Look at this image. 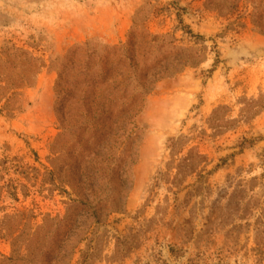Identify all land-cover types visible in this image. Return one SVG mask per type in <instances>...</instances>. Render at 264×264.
Instances as JSON below:
<instances>
[{
    "label": "rangeland",
    "instance_id": "obj_1",
    "mask_svg": "<svg viewBox=\"0 0 264 264\" xmlns=\"http://www.w3.org/2000/svg\"><path fill=\"white\" fill-rule=\"evenodd\" d=\"M0 264H264V0H0Z\"/></svg>",
    "mask_w": 264,
    "mask_h": 264
},
{
    "label": "trees",
    "instance_id": "obj_2",
    "mask_svg": "<svg viewBox=\"0 0 264 264\" xmlns=\"http://www.w3.org/2000/svg\"><path fill=\"white\" fill-rule=\"evenodd\" d=\"M133 45L134 41L132 31L126 46H106L101 52H98L95 50V47L90 44V42L78 44L74 48L69 49L63 56V60L59 67V78H61L64 74L62 69H64L67 65L70 69L81 70L80 73L84 76V80L79 87H81V90L84 88L86 93H88V91H90L93 86H96L97 84L103 87L105 84L110 82L111 87L105 94L106 96L111 92L118 91L122 96H125L127 92L130 91V74L137 67V63L134 61L132 56ZM108 68H119L117 75H119V77L122 76L123 78L125 76L124 80L117 81L115 78L112 81L108 80ZM95 76L100 78L99 83Z\"/></svg>",
    "mask_w": 264,
    "mask_h": 264
}]
</instances>
